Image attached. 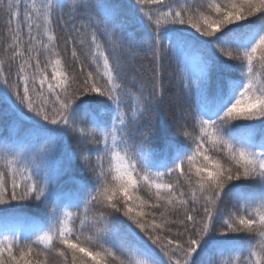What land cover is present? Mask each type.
Masks as SVG:
<instances>
[{
  "label": "snow or ice",
  "instance_id": "1",
  "mask_svg": "<svg viewBox=\"0 0 264 264\" xmlns=\"http://www.w3.org/2000/svg\"><path fill=\"white\" fill-rule=\"evenodd\" d=\"M129 23L153 55L147 94L125 71ZM0 57L16 129L0 134V264H264V0H0ZM174 79L187 143L157 156L135 134ZM210 248L235 255L202 261Z\"/></svg>",
  "mask_w": 264,
  "mask_h": 264
},
{
  "label": "trees",
  "instance_id": "2",
  "mask_svg": "<svg viewBox=\"0 0 264 264\" xmlns=\"http://www.w3.org/2000/svg\"><path fill=\"white\" fill-rule=\"evenodd\" d=\"M91 2L122 5V4H127L128 0H91ZM124 19H125L124 16H120L117 18V22H120ZM178 27H187V25L178 26ZM191 31H194V29H192ZM127 32L133 33L134 38H128L127 35L125 36V52L122 57L123 62L125 64V71L129 78L135 75V77L138 80L143 81L145 83L146 85L145 94H147L148 92L152 90L151 80H152V75H153V55L146 44L140 43L139 37L138 35H136L137 33L136 25L129 23L127 26ZM82 51L83 50H81V52ZM70 56H71V49L69 48L67 51V54L65 55V60L69 63H70ZM41 59L43 60V57ZM174 60L175 59H172V58L165 59L164 64L166 68V73H165L166 76L168 73L175 74L178 71V65L176 61ZM257 69L260 71H264V69H259V66H257ZM49 72H51V69H49ZM216 75L217 74L214 71L213 80L216 79ZM231 78L233 79L238 78L237 74L232 73ZM166 86L169 87V92L165 97L164 103L161 105H153L150 107V109L143 116L141 123L138 126V131L135 134L136 143L143 144V146L146 149L150 150L157 156H163L166 150L168 140L173 139V137H176L179 141L184 142L183 137L178 136V134L176 133L175 127L173 125V120L177 116L176 94L178 90L176 87L175 79L173 80V83L171 86H168V85ZM189 103L190 102L184 101L183 97L180 98L179 104L181 108L187 110ZM237 123L242 125L247 122H237ZM165 130L167 133L166 136H165ZM238 130H242V129H238ZM25 131H26L25 129H20L21 135H24ZM15 132H16L15 128L9 129V126L7 123L0 121V134H3V135L11 134L13 138H15ZM65 143L67 144V141ZM184 143H187V142H184ZM72 148H75L74 143L72 144ZM60 154H61L60 152L57 153V158H59ZM80 166H81V163L79 159H77L74 162L73 175L75 176V179L83 181L87 177V175L84 176L79 172ZM57 184L59 188L61 189L62 194L65 197L71 198L76 194L78 186L72 183V176L63 175L59 177L57 180ZM19 212L23 214L24 216L31 218V220L34 221L35 224L37 225H43L46 222L43 212L35 206L30 205V206L22 207L19 209ZM121 219L126 220V218H123V217H121ZM20 227L24 229H28L32 227V224H27V223L21 224ZM133 227L135 226L133 225ZM137 231L139 230L137 229ZM141 235L143 234L141 233ZM216 238L220 239L219 237H216ZM245 240L246 238L242 236L241 243H244ZM157 252H159L158 249H157ZM160 255L162 257V254ZM229 255L234 256L235 254L226 253L221 256L217 254L215 249L210 248L208 252L204 256L201 257V260L207 261L209 258H212V259H216L222 262L224 260H227ZM50 260H51V264H62V261L55 255L50 257Z\"/></svg>",
  "mask_w": 264,
  "mask_h": 264
}]
</instances>
